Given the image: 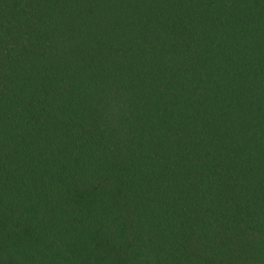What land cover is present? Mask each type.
Segmentation results:
<instances>
[{
  "label": "trees",
  "instance_id": "1",
  "mask_svg": "<svg viewBox=\"0 0 264 264\" xmlns=\"http://www.w3.org/2000/svg\"><path fill=\"white\" fill-rule=\"evenodd\" d=\"M0 264H264V0H0Z\"/></svg>",
  "mask_w": 264,
  "mask_h": 264
}]
</instances>
